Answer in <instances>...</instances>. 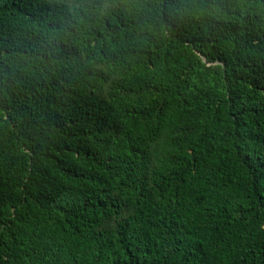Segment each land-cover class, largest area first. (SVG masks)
Returning <instances> with one entry per match:
<instances>
[{
	"label": "trees",
	"instance_id": "1",
	"mask_svg": "<svg viewBox=\"0 0 264 264\" xmlns=\"http://www.w3.org/2000/svg\"><path fill=\"white\" fill-rule=\"evenodd\" d=\"M0 264H264V0H0Z\"/></svg>",
	"mask_w": 264,
	"mask_h": 264
}]
</instances>
